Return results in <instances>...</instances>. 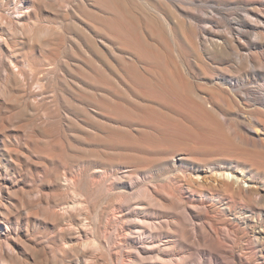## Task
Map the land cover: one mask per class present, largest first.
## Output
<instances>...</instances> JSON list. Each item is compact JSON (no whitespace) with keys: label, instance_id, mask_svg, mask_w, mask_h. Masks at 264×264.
<instances>
[{"label":"bare ground","instance_id":"1","mask_svg":"<svg viewBox=\"0 0 264 264\" xmlns=\"http://www.w3.org/2000/svg\"><path fill=\"white\" fill-rule=\"evenodd\" d=\"M61 1L67 3L65 11L55 13L53 17L48 13L40 23L32 20L41 17L45 10L50 12ZM75 5L94 13L96 11L93 10L102 11L107 18L102 21L105 30L97 28L89 18L71 17L67 7ZM89 13L96 21L97 17L90 11ZM137 13L130 50L132 66L112 68L97 63L98 53L113 58L118 55L124 59L129 50L122 46L120 53H117L112 42L118 38L114 33H119L124 35L121 40L126 44L125 37L130 30L126 10L116 0H0V25L9 26L13 36L20 32L28 33L24 46L27 54L34 56L30 58L26 55L17 64L16 61H8L4 74H1L0 264L194 263L192 261L195 258L192 261L188 258L183 261L175 258L177 253L174 246L178 238L196 253L200 252L199 256L202 253L201 255L208 257V264H264V183L249 181L246 171L235 173L222 166L223 164L194 167L190 176H181L187 182V190L201 186L206 189L202 195L197 194L199 200H196L197 197L193 199V196H189L193 200L183 197L185 201L181 204L182 195L179 196L175 186L165 182L161 183L158 190L153 191V195L145 188H141L136 194L128 193L134 183H128L127 180L132 181L134 174L152 167H136L130 163L131 159L127 155V158L121 160H110L111 163L101 160L107 168H111L113 177L107 175L109 173L105 174L107 171L104 173L102 168L96 169L95 161L91 158L96 153L91 147H140L138 138L122 142L103 137L106 133L118 136L120 132L134 135L132 131L135 128L131 127V122L136 119L115 115L118 110L111 104L106 91L114 86L119 88L128 84V77L134 85L144 82L146 68L141 63L145 54L141 49L139 7ZM247 14L245 16L249 15ZM193 34L196 37L198 33L195 31ZM258 35L264 39V32H258ZM220 46L221 50L226 51L225 46ZM233 50L240 53L239 46H234ZM43 58H47L49 62L39 64ZM120 58L117 60L122 63ZM1 64L2 59L0 66ZM13 65L18 71H15ZM24 66H28V69ZM48 149L59 152L56 153L57 158ZM165 160L172 165H189L185 156L179 160H172L171 157ZM63 167L66 171H62ZM211 189L221 193H213ZM111 196L119 199L113 200ZM150 196H159L162 201L157 200L156 203L173 214L175 223L170 222L169 225L178 233L177 239L171 229L152 230L157 217L145 207L146 198ZM230 197L243 198L250 205L247 209L235 210L226 202ZM110 199L112 202L105 206ZM113 206L116 215L110 219L109 209ZM131 206L135 207L137 222L128 218L127 209ZM177 207L181 209L180 212L175 211ZM192 223L195 224L192 225L194 229L190 227L210 250L202 249L199 243L187 242V237L194 234L189 228ZM167 225L168 223L165 226ZM171 236L175 240L164 243L169 248L157 250L154 244L163 241L160 238ZM214 240L218 245L212 247ZM225 240L237 245L229 247ZM187 250H190L189 247ZM153 259H156V263L151 262ZM199 259L196 258V261ZM203 261L200 260V263Z\"/></svg>","mask_w":264,"mask_h":264},{"label":"rangeland","instance_id":"2","mask_svg":"<svg viewBox=\"0 0 264 264\" xmlns=\"http://www.w3.org/2000/svg\"><path fill=\"white\" fill-rule=\"evenodd\" d=\"M116 2L126 10L128 28L130 30H128V34L125 37L126 44L121 40L124 35H119V33H114L116 38H118L112 40V42L117 49V53H120L122 46L128 47L129 50L125 54L124 59L118 55H116V58L108 55V58L102 53L99 55V52L97 63L112 68L132 66V53L130 50L133 45V25L138 17L137 8L139 7L142 38L141 49L142 53L145 54L141 63L146 68V72L142 84L134 85L131 78L128 77L130 81L128 84H124L119 88L114 86L106 91L108 97L111 98V104L118 110L117 114L113 111L115 115H124L130 119L131 117L136 119V122H131V127L135 128L132 131L134 135L120 132L118 136L106 133L103 134V137L118 139L122 142L133 141L134 138H138L140 147H126L123 144V146L119 147H116V145L113 147H91L94 153H96L94 156H91L97 166L96 169L102 168L101 170H104V173L107 171L105 174L109 173L107 175L113 177L111 168H107L102 161L105 160L106 163H111L118 159L127 158V156L131 159L130 163H133L136 167L146 168L151 165L152 168L147 169V171L144 170L145 172L137 175L134 174L135 178L132 181L127 180L128 183H134V186L130 188L128 193L136 194L141 188H145L153 195L162 184H172L176 187L179 196L182 195L180 198L181 204H184L185 201L183 197L192 199L189 196H193V199L197 197L196 200H199L200 198L198 197L206 189V187L201 186L187 190V182L181 177L182 175L186 177L190 176L191 171L197 166L207 167L209 165L208 167H211L223 164L222 166L226 167L229 171L233 170L235 173L246 171L249 175V181H254L256 184L264 183V39L258 35V32H264L262 30L264 29V0H116ZM66 6L67 3L63 1L56 3L54 9L50 10V12L45 10L41 17L33 18L32 20L40 23V20L46 17L48 13L53 17L65 11L64 7ZM67 8L70 10L71 17L83 16L89 18L97 28L105 30L102 21L107 18L102 11L93 10L96 11L94 13L89 9H84L80 5ZM8 11H6L7 14ZM89 11L94 17H97L96 21L90 16ZM246 14L248 16H245ZM99 18H101V21H99ZM201 19L206 21L203 22ZM198 27L200 28V32ZM195 31L198 33L196 37L193 34ZM16 35L13 36L9 26L4 27L0 25V59H2L0 81L2 80L1 74H4V68L8 61H16L17 64L18 61L24 60L26 55H29L24 46L28 33L20 32ZM220 45L225 46L226 51L221 50ZM234 46H239V54L233 50ZM150 48L152 49L150 50ZM197 52L199 53L197 54ZM29 57L34 56L29 55ZM119 58L123 61L122 63L117 60ZM146 59L148 60L146 61ZM42 60L39 64L49 62L47 58H43ZM23 64H20V66H23ZM24 67L28 69V66ZM13 68H16L15 71H18L15 65H13ZM205 104L208 106H205ZM142 116L143 118L141 119ZM220 117H223V119ZM157 127L160 130H156L158 129ZM238 128L239 130H237ZM141 130L144 131L142 132ZM158 137L159 139H156ZM48 152L56 158V153H59L50 149H48ZM117 154L118 156H116ZM163 156L165 158L171 157L172 160L174 158L179 160L180 157L185 156L189 165L169 164ZM134 157L137 158L134 159ZM62 171H66V168L63 167ZM211 191L216 194L221 193L215 189H211ZM154 197L150 196L146 198L147 203L145 205L157 217L156 222L154 221L155 227L152 230L162 231V229H171L169 223H175L173 214H169L156 203L157 200L162 201L159 196ZM111 198L113 200L119 199L116 196L115 199L112 196ZM112 199L104 205L109 206L108 204L112 202ZM226 202L235 210L247 209L250 205L240 197L227 198ZM254 206L257 209V206ZM175 211L180 212L181 209L177 207ZM109 212L108 217L112 219L116 215L114 206L110 207ZM135 212V207L133 206L127 209L128 218L137 222L138 218ZM167 223L168 225L165 226ZM192 225L195 226L192 223L189 225V228L191 229V233L194 234L187 237V242L189 243L190 241L192 244L199 243L202 249L210 250L211 248L208 245L206 246V244L198 239V236L192 230V228L194 229ZM171 231L172 234L176 235L177 239L178 233L174 229H171ZM165 235L168 234L165 233ZM165 238H160L163 241L154 244L157 250L162 251L169 248L164 243L169 240H175V237L172 236ZM178 239L174 246L177 253L175 258L177 257V260L183 261L188 258V260L192 261L195 258L192 262L195 261L194 263L196 264H208L206 261L208 257L201 255L202 253L200 257V252L196 253L191 246L182 243L181 238ZM147 241H152V239H147ZM225 243L229 247L237 245L227 240H225ZM212 244V247L217 246L218 242L214 240ZM185 246L187 249L189 247L190 250H187ZM196 258L197 260L201 259L196 261ZM200 260H205L206 262L200 263ZM151 262L156 263V259H153Z\"/></svg>","mask_w":264,"mask_h":264}]
</instances>
